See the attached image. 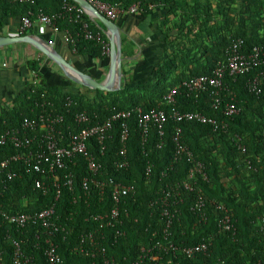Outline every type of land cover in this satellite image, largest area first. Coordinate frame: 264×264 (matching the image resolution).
Returning <instances> with one entry per match:
<instances>
[{"label": "trees", "instance_id": "1", "mask_svg": "<svg viewBox=\"0 0 264 264\" xmlns=\"http://www.w3.org/2000/svg\"><path fill=\"white\" fill-rule=\"evenodd\" d=\"M120 9L138 4L143 19L150 15L152 6L163 13L164 41L170 51L153 67L151 79L135 82L123 69L121 87L113 91L70 87L75 84L63 74L57 82L40 72V60L27 59L32 80L18 92L10 104L0 103V132L18 128L23 118L39 114H60L64 121L57 126V138L80 129L74 113L85 111L90 124L101 123L115 110H132L136 107L147 111L153 107L170 112L200 111L224 122L226 128L195 121L176 122L169 117L162 133L150 124L146 138L137 125L135 113L126 120L127 137L121 140L120 120L114 121L109 136L102 144L90 137L87 149L101 168L98 178L111 177L131 184L134 193L126 199L127 214L123 224L114 229L99 228L92 214L108 209V195L100 198L92 192L85 196L80 180L88 174L87 162L81 154L68 161L59 173L60 194L48 179L45 193L34 187L39 175L26 172L21 163H10L7 171L15 170L12 179L0 176V210L33 213L54 206L57 231L46 230L37 221L28 222L16 229L0 217V264H13V241H18L22 251L31 255L35 264H46L43 249L46 238L57 245L61 264H91V254L74 250L80 235L97 229L105 234L101 240L107 257L117 264H131L137 260L142 246L162 240L163 221L160 201L164 193H171L179 186L180 202L174 203L177 212L173 217L168 241L174 246L211 242L207 253L187 258L172 249L154 252L156 264H255L264 261V79H259L258 93L250 91L246 83L259 74L253 69L244 75L225 76V89L220 92L222 106L233 101L240 113L227 118L220 109L212 107L213 97L208 92L187 94L180 86L183 80L200 75H211L218 61L227 60V51L233 41L242 40L243 50L253 46L264 47V0H100ZM77 5L73 0H0V35L9 21L18 20V30L23 16L34 24L40 14L63 13L55 21L56 31L68 37L72 55L103 59L104 44L109 41L100 27L86 13L79 17L68 15L65 8ZM115 21V19L113 20ZM86 24V26L84 25ZM52 28V26H49ZM33 25L23 34H31ZM54 30V29H53ZM175 35L171 38V31ZM88 31L101 40L87 39ZM122 38V55L134 54V42ZM47 40L46 38H44ZM48 41V40H47ZM264 68V67H263ZM262 69V68H261ZM62 81V82H61ZM179 86L173 104L162 100L171 87ZM181 127L180 143L203 164L205 179L199 175L190 184L192 189L181 188L187 179L191 161L184 154L175 152L173 137L176 127ZM240 144L244 149L238 147ZM103 148V149H102ZM124 149V155L120 150ZM17 152L12 144L0 146V160ZM125 161V167L116 163ZM71 185H64V175ZM201 198L200 210L192 208ZM175 199L172 197L171 200ZM224 210L230 215L232 229L220 230L218 220ZM201 214L203 217H201ZM116 232L121 234L116 235Z\"/></svg>", "mask_w": 264, "mask_h": 264}, {"label": "built area", "instance_id": "2", "mask_svg": "<svg viewBox=\"0 0 264 264\" xmlns=\"http://www.w3.org/2000/svg\"><path fill=\"white\" fill-rule=\"evenodd\" d=\"M99 12L104 14L111 20H114L120 14H130L138 11V4L134 3L126 9H120L116 6L110 5L100 0H88ZM65 13L75 15L79 17L85 11L78 5H69L65 8ZM63 13H53L50 15L40 14L37 18L38 23L46 26H52L56 31L55 21L60 17H63ZM33 23L27 16H23L18 30L15 34L23 35ZM86 26V24H84ZM85 37L87 39L101 40L100 35L93 36L86 31ZM65 40L68 41V37L65 35ZM242 40L233 41L229 50L227 51V60L218 61L211 73V75H200L193 77L189 80H183L180 86L186 91L187 94L197 95L200 92H208L212 97V107L214 109H220L221 113L227 118H232L240 113V107H238L233 101H227L222 106L220 98V92L225 89L223 84L224 77L244 75L253 69H260L259 74L246 83L247 88L250 91L258 93L259 79H264V47L253 46L249 51L243 50ZM105 52L108 51V45L104 44ZM262 68V69H261ZM179 86L171 87L162 96V100L166 104H173L177 95ZM135 113L137 125L141 129L143 138L145 139L149 130L150 124L156 125L159 132L162 133L164 124L169 117H172L176 122L195 121L202 124H211L215 128L218 126L222 129L226 128L224 122L217 124V120L212 116H207L200 111H182L179 112L175 109H171L167 112L164 109L153 107L147 111H144L140 107H136L132 110H115L113 114L101 123L90 124V119L85 111H78L74 113V121L80 125V129L76 132L68 133L66 137H60L63 144L60 143V139L57 138L59 131L58 125H61L64 118L60 114H39L36 117L22 119L18 128H9L3 132H0V146L10 143L17 149V152L9 157H5L0 160V176L6 177V179H12L17 174L15 170L7 171L10 163H21L26 172H34L39 176L34 179V187L40 189L45 193L48 189L47 180H52V187L56 190V197L60 194V182L59 173L64 169L66 163L74 158L77 154H81L87 162L88 174L83 176L80 180V188L85 194L89 196L95 191L96 195L100 198L108 195L110 205L103 213L92 214L91 218L99 224V228L114 229L120 227L123 224V214H127L125 208L126 199L132 196L134 193V187L131 184H125L121 181H116L111 177L98 178L97 174L100 171L101 165L97 163L94 156L89 153L87 149V141L90 137L95 138L99 144H102L105 139L110 135L109 131L112 129L114 121L120 120L121 140H125L127 137V122ZM181 133V127L177 126L175 135L173 137L176 144L175 152L178 155L187 156V160L191 163L187 179L183 181L181 188L192 189L190 184L199 175L205 179V173L203 171V164L200 161H195L192 158V154L180 143L179 135ZM264 139V130L262 132ZM238 147L244 149L240 144ZM103 149V148H102ZM125 150H120L121 155H124ZM127 163L121 161L116 163L117 167H125ZM64 185H71V179L67 174L64 175ZM1 178V177H0ZM172 197L175 199L171 200ZM160 201V216L163 221L162 228V240L154 241L150 246H142L140 254L137 260L131 264H156L158 256L154 254L158 252H167L172 249L180 252L187 258H193L197 254L207 253L211 242L201 241L196 244L184 245L181 247L174 246L172 242L168 241L169 231L173 217L177 212L174 203L180 202L179 186L175 189L173 194L164 193L163 196L158 198ZM204 205L201 198L194 203L192 208L200 210ZM0 217L10 226L16 229L23 228L30 221H37L46 230L53 232L57 231L60 225L55 221L54 206L44 208L40 211L33 213L16 212L11 213L5 210H0ZM201 217L203 215L201 214ZM218 226L220 230L229 231L233 225L230 215L224 210L222 216L218 220ZM97 233V229L88 231L80 235L79 243L74 247V250H78L82 253H90L93 261L91 264H117L113 258L107 257L103 248L101 240L105 238V234ZM121 234L116 232V235ZM13 264H35L31 255H27L22 251L21 245L18 241H13ZM43 255L46 264H61L62 259L57 252V245L50 239L46 238L45 247L43 249ZM255 264H264V261H258Z\"/></svg>", "mask_w": 264, "mask_h": 264}, {"label": "crops", "instance_id": "3", "mask_svg": "<svg viewBox=\"0 0 264 264\" xmlns=\"http://www.w3.org/2000/svg\"><path fill=\"white\" fill-rule=\"evenodd\" d=\"M90 19L95 21L98 27H103L100 22ZM163 21L162 11L154 5L146 19H143L138 11L130 14H120L115 19V23L120 28L121 37L126 36L134 42V54L127 58L123 57L122 67L129 72L127 76L130 75L136 83L151 79L153 67L170 51V45L164 41L165 36L162 32L168 26L163 25L160 28ZM17 23L18 20L9 21L4 29L5 34H15ZM32 31L31 35L46 38L55 50L76 68L89 74L94 79H104L109 67V43L108 51L103 59H92L88 56L72 55L65 40V34L54 31L49 26L35 22ZM175 32V30L171 31V38L174 37ZM8 46H10V49L7 51L6 46L0 48V103L3 105L10 104L12 98L32 80L27 59L40 60V72L47 75L51 82L60 80L62 72L59 67L35 47L26 43H15ZM70 87L76 90L79 89L76 84H70Z\"/></svg>", "mask_w": 264, "mask_h": 264}, {"label": "water", "instance_id": "4", "mask_svg": "<svg viewBox=\"0 0 264 264\" xmlns=\"http://www.w3.org/2000/svg\"><path fill=\"white\" fill-rule=\"evenodd\" d=\"M85 13L92 19L102 24V31L109 41V67L104 79H94L89 74L79 70L67 59L60 55L55 48L44 38L31 34H1L0 48L15 44L26 43L35 47L39 52L45 55L61 70L63 76L71 82L84 86L89 89H99L103 91H113L121 87L123 77V55H122V38L119 26L115 21L109 19L99 12L88 0H73Z\"/></svg>", "mask_w": 264, "mask_h": 264}, {"label": "rangeland", "instance_id": "5", "mask_svg": "<svg viewBox=\"0 0 264 264\" xmlns=\"http://www.w3.org/2000/svg\"><path fill=\"white\" fill-rule=\"evenodd\" d=\"M116 21H118V20H116ZM4 34H5V31H4ZM4 47H5V46H4ZM19 47H20V46H19ZM5 49H6V51L9 50V49H10V46L7 45V46L5 47ZM15 49H16V48H15Z\"/></svg>", "mask_w": 264, "mask_h": 264}, {"label": "flooded vegetation", "instance_id": "6", "mask_svg": "<svg viewBox=\"0 0 264 264\" xmlns=\"http://www.w3.org/2000/svg\"><path fill=\"white\" fill-rule=\"evenodd\" d=\"M76 85H78V84H76ZM78 86H80V85H78ZM80 87H84V86H80Z\"/></svg>", "mask_w": 264, "mask_h": 264}]
</instances>
